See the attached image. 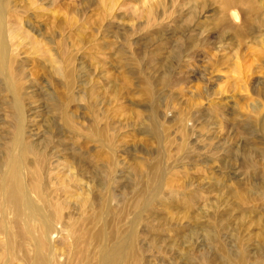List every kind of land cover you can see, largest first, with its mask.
Returning <instances> with one entry per match:
<instances>
[{
    "label": "rangeland",
    "instance_id": "rangeland-1",
    "mask_svg": "<svg viewBox=\"0 0 264 264\" xmlns=\"http://www.w3.org/2000/svg\"><path fill=\"white\" fill-rule=\"evenodd\" d=\"M6 1L13 74L8 80L0 69V173L18 136L35 146L30 170L34 160H57L60 179L67 173L59 164H71L68 183L92 185L81 196L89 200L83 211L68 194L48 197L67 198L61 213L69 215L67 231L56 228L64 233L52 237L55 264H84V233L99 229L84 219L107 192L106 230L133 231L144 264H238L220 248L241 247L249 264H263L264 0ZM65 58L73 73L66 77L55 72ZM158 166L168 175L160 196L168 204L196 195L191 207L139 209L137 196ZM43 213L54 226L52 212ZM135 215L140 223L133 227ZM68 231L64 248L59 242ZM212 232L215 240L207 242ZM97 247L91 242L89 250Z\"/></svg>",
    "mask_w": 264,
    "mask_h": 264
},
{
    "label": "bare ground",
    "instance_id": "bare-ground-1",
    "mask_svg": "<svg viewBox=\"0 0 264 264\" xmlns=\"http://www.w3.org/2000/svg\"><path fill=\"white\" fill-rule=\"evenodd\" d=\"M232 1L231 2L228 1L227 6L232 5ZM115 2H116L115 0H111V4L113 3L115 4ZM6 3H8L6 0H0V69L2 68L3 70L6 71V77L9 80L11 79L13 73L11 69L12 67V59H11L12 57L10 54L11 45L9 46L10 41L8 40L10 39L11 36L7 37V34L9 35V33L7 32L8 31L7 19H9L7 18V15L8 16L10 15L9 14L10 8L7 7ZM146 14H150V13L149 12L147 13L146 11ZM11 16L12 15H10V17ZM239 17L240 16L237 13V10L229 11V18L231 22L237 23ZM10 20H11L9 21L10 23L11 22L15 23V21H12V19ZM21 25L20 26L16 25V26H19L21 28ZM14 27L15 26H13L12 28ZM16 30L18 32L17 33L18 35H23L22 33L26 34V32H22L21 34H19L20 31L18 30L20 29L18 27H16ZM11 42L13 41L11 40ZM13 43L15 44V42ZM66 58L65 60L61 59L64 62L61 61L59 62L63 66V68L55 67L56 74L64 77L73 74L72 71L69 70L71 63H69V61L65 63V61L67 60ZM148 80L149 79H145V83H146L145 85L147 87L148 84L150 83V81ZM6 82L11 83V81H7V79ZM146 89H147L146 91H148V88ZM12 90H13L12 91L13 96L14 98H16L19 94V88L13 87ZM52 107L59 109V105L56 103H52ZM63 121H64L63 124H66L67 127L69 126V128L72 129L74 132L76 131V128L73 127L74 124H72V118L65 116ZM262 127L264 131V119H263ZM152 138H154V140H157L158 136L156 137L155 134L152 135ZM98 141L99 143L104 144V146H111V150H113L112 145L108 144L107 141L97 138V141L95 142ZM34 147L29 146L24 142H21L19 140V137L16 136V138L13 141V145H11L10 149L8 150L7 161L4 164L3 161L1 162V166L4 168V171L3 174L0 173V236L4 238V241L0 240V264H10L11 262L12 264L14 263L15 264L16 263L55 264L53 258L55 241L53 240L52 237L54 234H58L59 232H61V235L64 233L63 230L54 231L56 228L59 227H60L59 229L64 228V230L67 231L68 228L65 225V223H63V221L65 220V218H69V215L66 216L65 214L63 215V213H61L66 209L67 198L63 199V201L61 202L56 196H54L52 200L49 199L48 197L53 194H59V195H61L62 193L64 195L68 194L69 195L68 199L69 198L77 199L76 204L78 205V208L81 211H83V208H85V206L89 203V200L87 198H81V196L86 194L89 195V193H91L90 188L92 187V185L89 182L84 183L82 181L83 179L76 178L77 179L76 182H78L79 185L78 188L76 187L75 180L72 181L69 180V183L68 180H66V177H68L67 174L72 173L73 171L72 169L73 166L71 164H64V163H62V165L59 164V169L60 170L62 169L67 173L65 176L62 175L65 177V179L63 177H61L63 179H60L59 177L60 175L55 172L58 166L55 167L54 163L57 160L54 161V163H50L51 160L50 161L49 160L43 161L42 159L34 160L35 162L39 161V163L35 165L34 169L31 168L32 170H30L31 166H30L29 156L35 155ZM15 148L19 149L20 155L16 153ZM102 155L103 153L100 152L99 154L96 155V160L98 163H102L103 161ZM113 157L111 155L105 157L104 165L106 164L110 168L109 165L112 164L111 162L113 161ZM44 166L46 167L45 170H44ZM159 168L160 167L158 166L153 170L150 178H148V181L143 189V192L139 193L137 196L136 200L138 202L139 209H141L142 207H147L148 210L155 211L156 210L155 208L158 205V206H163L164 209L170 212L171 209L174 206H176L177 203L184 204V206L187 207H191L192 202H195L196 195H193L192 199L190 197L187 199L183 198L182 200L171 199L168 204L162 198V196H160L161 192L164 190V187L166 186L167 183L166 179H164V176L167 175V172L165 175H163L165 171L162 172L161 171L162 169L160 168L161 169L160 171L163 173L161 174L162 175V179H161V175H160L161 172L158 171ZM110 175L108 176L109 178ZM159 175L161 180L157 178V176ZM26 176H28V178L33 180L31 185H29ZM45 177H47L48 178L47 181H49L47 182V184L45 183V181H43ZM72 182H75V185H72L71 184ZM79 190L81 191V194L78 192ZM75 194H77V197H74ZM100 199L102 200V203L99 204L100 208L91 217H86V219H84L85 221H91L95 225H98L99 229L96 230V232L93 231L89 233H84V241L86 243V247L83 250L79 251L78 253L82 255L83 263L84 264H144V261L141 258V250L138 247L136 235L133 231L126 232L120 228H114L108 231L106 230L107 221H105L106 219L105 217L107 216L108 212H110L111 209L109 204L110 203L109 200H111V196L107 192L106 196L103 197L101 195ZM35 201H39L40 204H34ZM43 211L52 212L51 218L54 226H52L49 223L48 220L49 216L45 215ZM31 220L33 222L43 223L44 227L37 228V225L33 223L30 224ZM139 223L140 220L138 218V215H135L132 219L133 227H135ZM148 228L153 229L152 233L158 230L156 229L155 225L153 226L149 225ZM68 232L69 234L65 237H61L60 239L61 242H59L62 244L64 248H66L67 246L66 238L72 237V233L70 231ZM195 233L196 235L199 234L197 230L195 231ZM196 235H193V237H196ZM157 236H155L154 234L152 235L151 239L158 238ZM215 236H216L215 233L212 232L211 235H206L205 237L207 239V242H211L215 240ZM91 242L98 243V247L93 248V250L90 251L89 246ZM26 243H29V245L25 249ZM241 248L234 253L224 248H220V251L223 253L224 258L226 257L227 259L232 260L233 257H236V259L238 260V264H249L248 263L249 258L247 260V255H246L247 253L245 252V250H243V247ZM258 262L264 264V256Z\"/></svg>",
    "mask_w": 264,
    "mask_h": 264
}]
</instances>
